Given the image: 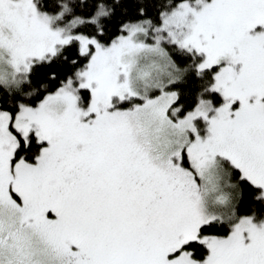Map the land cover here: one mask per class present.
<instances>
[{
  "label": "snow or ice",
  "instance_id": "snow-or-ice-1",
  "mask_svg": "<svg viewBox=\"0 0 264 264\" xmlns=\"http://www.w3.org/2000/svg\"><path fill=\"white\" fill-rule=\"evenodd\" d=\"M0 264H264V0H0Z\"/></svg>",
  "mask_w": 264,
  "mask_h": 264
}]
</instances>
